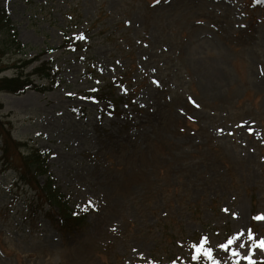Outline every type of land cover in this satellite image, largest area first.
I'll use <instances>...</instances> for the list:
<instances>
[{"label": "rangeland", "instance_id": "1", "mask_svg": "<svg viewBox=\"0 0 264 264\" xmlns=\"http://www.w3.org/2000/svg\"><path fill=\"white\" fill-rule=\"evenodd\" d=\"M0 6L26 56L48 51L60 68L53 90L0 92V264H212L193 258L199 236L220 264L264 260V0ZM19 58L7 54L0 76ZM32 149L86 208L76 233L19 180ZM241 234L245 247H221Z\"/></svg>", "mask_w": 264, "mask_h": 264}, {"label": "trees", "instance_id": "2", "mask_svg": "<svg viewBox=\"0 0 264 264\" xmlns=\"http://www.w3.org/2000/svg\"><path fill=\"white\" fill-rule=\"evenodd\" d=\"M0 36V62L9 53L21 55L19 60L14 63L15 73L13 75L0 76V91L21 95L31 89L40 92L52 90L51 83L57 82V76L60 72L59 68L52 64V59H42L43 55L48 51H42L32 58H28L25 55L27 46L18 39V32L16 31L15 25L6 9L2 6H0ZM65 45L71 49V46L75 44L70 40H66L64 42ZM36 61L40 62L30 72L26 73V68ZM5 69L6 67L1 66L0 73ZM34 78L46 80L45 82L48 83H39ZM113 94L112 91L109 92L110 96H113ZM104 96L106 97L107 94ZM0 108H2V104H0ZM8 132H0L3 140H5V147L3 149L4 159L7 158L6 154L8 152V137L6 136L9 135L10 137ZM46 159L47 154L38 150H31L22 155L20 160L21 164L17 167L20 172V177L24 180L25 184H29L36 191V200H40L42 205H48V209L44 214L45 217L63 234L76 233L86 224L87 211L85 208L74 209L70 207L69 202L55 186L54 179L48 173ZM41 174H47L43 186L38 181V176ZM202 239L203 237L199 236L198 242L195 243V257L197 256L196 247L203 246L201 243ZM207 259L208 257L203 254V251L198 258H195L198 262H203ZM175 264L180 263L176 262ZM255 264H264V261H259Z\"/></svg>", "mask_w": 264, "mask_h": 264}, {"label": "snow or ice", "instance_id": "3", "mask_svg": "<svg viewBox=\"0 0 264 264\" xmlns=\"http://www.w3.org/2000/svg\"><path fill=\"white\" fill-rule=\"evenodd\" d=\"M157 3H159V0H157ZM77 39H83V37H77ZM225 211H227V210H225ZM255 219H264V217H260V216H258V217H255ZM241 237H242V234H241V236L234 237L233 239L228 240L227 244H223V245H221V247L224 248L225 250H227L228 247H229L230 245H232L233 243H236L237 247L243 248V247H245V245L242 244V243H240V239H241ZM205 239H206V238H205ZM260 247H261V248H264V241H261V242H260ZM202 251H203V254H204L205 256H207V257L209 258V260L212 261V264H220V262H219L218 260L213 259L212 249H211V248H208L207 250H205V249L203 248V246H198V247H196V253H197V256L194 257V258H198L199 255H200V253H201ZM232 255H233V256H239V255H240V252H238V251H233V252H232ZM245 259H248L249 264H255V262L252 261V259H251L250 256H245Z\"/></svg>", "mask_w": 264, "mask_h": 264}]
</instances>
